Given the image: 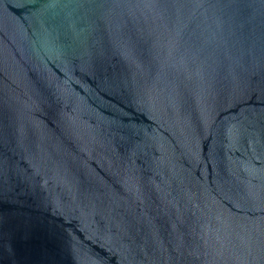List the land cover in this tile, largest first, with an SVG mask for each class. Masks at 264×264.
Instances as JSON below:
<instances>
[{"label":"water","instance_id":"water-1","mask_svg":"<svg viewBox=\"0 0 264 264\" xmlns=\"http://www.w3.org/2000/svg\"><path fill=\"white\" fill-rule=\"evenodd\" d=\"M0 264H264V0H0Z\"/></svg>","mask_w":264,"mask_h":264}]
</instances>
